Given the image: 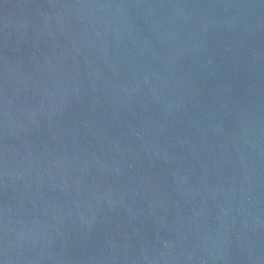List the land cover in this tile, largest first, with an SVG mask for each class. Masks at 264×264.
Wrapping results in <instances>:
<instances>
[{
    "label": "water",
    "instance_id": "1",
    "mask_svg": "<svg viewBox=\"0 0 264 264\" xmlns=\"http://www.w3.org/2000/svg\"><path fill=\"white\" fill-rule=\"evenodd\" d=\"M0 264H264V0H0Z\"/></svg>",
    "mask_w": 264,
    "mask_h": 264
}]
</instances>
